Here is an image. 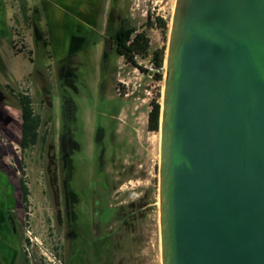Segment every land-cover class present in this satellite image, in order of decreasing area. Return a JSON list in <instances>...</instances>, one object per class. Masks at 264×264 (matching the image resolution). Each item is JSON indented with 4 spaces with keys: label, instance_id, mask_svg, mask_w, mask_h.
I'll return each instance as SVG.
<instances>
[{
    "label": "rangeland",
    "instance_id": "374dc122",
    "mask_svg": "<svg viewBox=\"0 0 264 264\" xmlns=\"http://www.w3.org/2000/svg\"><path fill=\"white\" fill-rule=\"evenodd\" d=\"M93 3L94 21H87L78 32L76 26H65L62 12H55L60 22L46 19L49 12L43 8L41 15L33 13L27 18L25 26L16 31L13 42L15 53L21 55L11 60L10 65L23 72L31 69L33 74L21 82L10 80L7 85L0 82V103L8 108L11 118L4 124L13 134L7 136L0 125L2 146L9 151L3 159L10 165L15 203L12 223L17 229L15 235L19 245L15 264H55L59 261L62 264H112L113 254L121 251L115 248L117 244H126L123 248L130 249L129 234L108 227L96 232L92 226L91 216L84 205L87 200L84 173L87 157L91 156V137L98 121L117 112L123 103L119 94L133 91L136 94L131 98H140L134 101L138 106L137 127L149 137L150 148L148 180L146 184H140L145 186L138 193L149 187L153 204L149 217L138 223V255H143L138 258H143L141 264L146 260L145 256L149 260L147 264H162L161 132H147V117L151 101L163 103L166 61L164 78L158 80L154 74L159 69L152 62V56L156 50L166 48L167 59L177 0H93ZM41 4H38L39 8ZM157 17L168 23V30L149 24ZM122 26L145 31L150 39L148 56L136 59L145 72L113 49L110 38ZM79 31L84 34L83 39L77 41V47L72 50L71 39ZM66 32L70 37H65ZM12 38L11 32L7 41L9 49H12ZM0 70L5 71L3 63ZM21 94L32 97L34 111L41 117L38 140L27 149L21 146L23 120L18 101ZM68 147L73 151L75 162L71 187L80 201L74 209L76 219L70 226L63 193L66 163L61 153V148ZM23 181L29 189L26 207L20 191ZM102 221L104 223L106 218L103 217Z\"/></svg>",
    "mask_w": 264,
    "mask_h": 264
},
{
    "label": "water",
    "instance_id": "95a60500",
    "mask_svg": "<svg viewBox=\"0 0 264 264\" xmlns=\"http://www.w3.org/2000/svg\"><path fill=\"white\" fill-rule=\"evenodd\" d=\"M159 130L162 264H264V0H177Z\"/></svg>",
    "mask_w": 264,
    "mask_h": 264
},
{
    "label": "flooded vegetation",
    "instance_id": "af4514ba",
    "mask_svg": "<svg viewBox=\"0 0 264 264\" xmlns=\"http://www.w3.org/2000/svg\"><path fill=\"white\" fill-rule=\"evenodd\" d=\"M76 43L77 40H74L72 50L77 47ZM122 84L125 85L126 83L122 81ZM135 94V91L119 94L123 99V103L117 112L107 114L106 118L98 121L91 137V156L87 157L84 173L85 190L87 191V200L84 205L87 207L86 211L91 216V224L96 232L108 227L110 230H122L129 234L127 240H129L128 242L131 245L130 249L123 248L126 247V244H117L115 248L121 249V251L113 254L112 264H141L140 262L143 258L139 259L138 256L143 255H138L137 234L140 229L138 223L143 218L147 219L149 217L153 205L150 202L152 192L149 187H145L144 190L139 192L140 194L138 193V190L145 186L140 184H146L145 182L148 180L150 148L149 137L146 134H142V131L137 127L136 110L138 106H136L134 101L140 98L136 96L131 98V95ZM154 101L150 103L151 109L147 117L148 133L156 132L151 128ZM10 119L9 114L0 108L1 128H3L2 130L7 136L12 137L13 134L10 133L4 124ZM61 153L66 163L64 165L66 177L63 181V193L65 196V210L68 212L66 219L68 226H70L76 219L74 209L80 201L71 187L75 170L73 151L69 147L65 150L61 148ZM6 154H9L8 148H0V176L6 182L7 191L3 193V216L7 227L11 232L16 233V226L14 222L12 223V212L15 203L11 189L10 165L3 159ZM13 173L14 175L17 174L16 171ZM24 184L26 183L24 182ZM136 184H139V186ZM20 191L23 205L26 207L22 185L20 186ZM103 217L106 218L104 223L102 221ZM144 259L146 260L142 261V264H147L149 262L148 258L145 256Z\"/></svg>",
    "mask_w": 264,
    "mask_h": 264
},
{
    "label": "crops",
    "instance_id": "0c3cea01",
    "mask_svg": "<svg viewBox=\"0 0 264 264\" xmlns=\"http://www.w3.org/2000/svg\"><path fill=\"white\" fill-rule=\"evenodd\" d=\"M39 3L43 4V6L41 4L40 8L38 7ZM41 8H43L45 12L50 13H48L47 17L46 14L44 15L46 19L48 18V20L50 19L52 22L54 20L60 22L58 21L59 18L55 17V12H62V17L65 18V26H76L77 32L80 30L79 27L84 26L87 21H94L93 11L95 9V4L93 0H0V64L3 63L5 66V71L0 72L1 84L7 85L10 83V80L21 82L26 77L33 74L31 69L29 72H23L18 68L14 69L11 67L10 63L11 60L21 55L15 53L13 48V42L16 39V31L25 26L27 18H30L33 13L41 15ZM42 17L40 16V19ZM31 25L33 26V24ZM80 31L74 39H71L72 41H81L83 39L84 34H81ZM11 32L13 36L12 49H9L7 41ZM44 35L47 37V34ZM65 37L70 36L67 33ZM31 59L33 60V56ZM0 108L5 113H8V108H6L5 105L0 103ZM2 141L3 139L0 138V148L3 147ZM5 184L4 178L0 176V264H15L19 254V245L15 233L11 232L4 223L3 193L7 192Z\"/></svg>",
    "mask_w": 264,
    "mask_h": 264
},
{
    "label": "trees",
    "instance_id": "16d2710c",
    "mask_svg": "<svg viewBox=\"0 0 264 264\" xmlns=\"http://www.w3.org/2000/svg\"><path fill=\"white\" fill-rule=\"evenodd\" d=\"M151 26H157L164 31L168 30V23L161 17H157L155 22H150ZM114 50L121 57H124L129 63L133 64L136 68L146 71L137 62V57H146L150 49V39L145 31H138L136 28H128L122 26L117 30V33L111 38ZM166 61V48L156 50L152 56V62L155 67L159 69L154 74L158 80H163L164 72L163 67ZM18 101L22 113V146L27 149L35 145L39 137V127L41 124V117L34 111L32 97L28 94H21L18 96ZM162 105L157 100L154 101V109L152 111L151 128L155 131L159 130L160 117ZM24 194V201L28 203L29 189L22 183ZM28 264V263H27Z\"/></svg>",
    "mask_w": 264,
    "mask_h": 264
},
{
    "label": "built area",
    "instance_id": "2783aa9c",
    "mask_svg": "<svg viewBox=\"0 0 264 264\" xmlns=\"http://www.w3.org/2000/svg\"><path fill=\"white\" fill-rule=\"evenodd\" d=\"M141 66V65H140ZM55 264H62L60 261L59 262H57V263H55Z\"/></svg>",
    "mask_w": 264,
    "mask_h": 264
}]
</instances>
